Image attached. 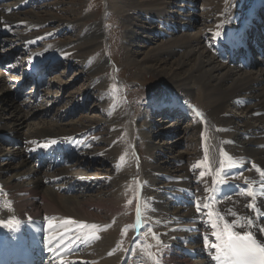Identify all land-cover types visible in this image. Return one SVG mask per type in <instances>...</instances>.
Instances as JSON below:
<instances>
[{"label": "bare ground", "instance_id": "6f19581e", "mask_svg": "<svg viewBox=\"0 0 264 264\" xmlns=\"http://www.w3.org/2000/svg\"><path fill=\"white\" fill-rule=\"evenodd\" d=\"M28 1L32 0H20L13 2L14 4L0 2V28H12V33L16 34H12V36L20 37L19 39L23 41L22 45L24 47L28 45L27 48L37 45L44 37L51 34H49V31L43 36L28 38L22 30V27H24L22 26V21L27 20L26 25L36 26L38 23L42 25L54 21V19H61L53 12L54 15L50 13V17L46 15L43 18L38 14V10L36 11L38 13L34 14L31 12V15L35 16V19H42L43 22L31 23L30 21H32L31 18L33 17L27 16L24 18L18 16L19 12H15L27 8L28 6H23V4ZM253 2L255 0H121L120 4L114 7L120 13L122 12L127 19H125V22L128 25L126 37L128 39L127 61L129 67L136 71L137 74H140V72L156 74L157 81L171 86L176 93L170 92L169 96L156 95L150 99H146L143 96L144 98H140V100H144L145 104L141 102L142 104L139 107L137 105L133 106L138 111L136 115L143 113L140 119H143L142 122L145 119L147 122L149 121V125L145 126L144 130L140 129L144 138L147 137L146 140H152L158 133L160 135L168 132L164 121L156 125L157 121L155 122V119H152V115L162 111L163 109L161 110V108L167 106L169 101L183 100L184 102H189L192 106L190 113L195 115L194 123H198L193 125L187 124L181 128L177 126V129L179 128V132H181V135L178 137L181 142L190 133L188 131L191 130L199 133L198 143L201 147L193 154L195 157L194 163L189 161L187 168L185 167L186 162H184V158L190 155L188 150L176 151L174 150V146H170L169 143L164 141H153L147 146L150 160L146 158L144 161L150 167L146 169V174H148L150 180L146 177L142 181L143 183L146 180L151 181L150 183L145 182V189L149 188L151 190V196L148 193V189L145 192L143 191L145 197L141 208L142 210L144 209L142 212L145 215L146 222L151 226L152 234L150 235L156 240L165 241L163 245L158 244V247H156L160 252H163L161 256H158L157 252L154 254L155 259H157L156 264H180L181 261H184L183 264H218V261L213 259L216 250L211 247L216 242L213 232L222 229L225 221L235 231L258 233V236L264 241V192L260 189L261 184L259 182L263 176L260 171H257V169L264 171V58H259L260 63L256 67L254 59L258 58L259 55L262 56V53L257 52L254 44L250 43L253 53L251 65L247 67L244 64H240L239 60L232 65L230 62L226 63L219 60L212 47L213 41L219 40L223 31L227 29H238V32L241 31V26L246 22L244 21L246 18L245 14ZM11 9L12 12L9 13ZM106 14L107 6L101 22L92 23L89 26L88 30L92 35L88 39H92V36L104 32ZM143 15L148 16V25L144 22L145 17L141 18ZM261 17L262 22L257 23L258 27L264 26V9L261 10ZM61 20L64 21V26L66 24L73 25L72 21L65 22V19ZM196 20H199L204 26L193 32L190 27L192 23L194 25L197 24ZM148 26L151 27L147 28ZM175 26L180 32H184L169 34L168 30L173 29V27L175 28ZM66 27L69 26H65L64 31L70 29H66ZM39 28L40 26L36 29L38 30ZM61 28L49 29L56 30L55 33H52L56 34L61 32ZM28 29L34 28L28 27ZM28 29H26V33H28ZM146 30L150 33L147 34ZM217 33H220V36H217ZM255 35H257L255 37L256 43L262 47L264 54V34L262 32L256 34L253 28L250 36L253 37ZM156 38H165V40L157 44L139 59L138 56L141 50L137 52L132 47L141 44L144 46L146 42H150L151 44ZM15 44L16 42L8 40L7 45L9 47L6 46V52L3 54L1 52L0 54L1 65L2 63L11 62L13 68H16L18 63H21L18 60L19 55H15L16 53H21V49ZM44 45L42 50H30L33 55L30 58L33 61L32 63L35 64L41 59L48 60L56 65L63 59V55H65L64 59L72 60V56L69 55L71 50L66 49L68 44L55 45L52 42L50 44L45 43ZM51 45L53 47L50 48ZM12 49L13 52L10 51ZM1 51H4V49ZM11 54H14L15 57L13 59L16 62H12V59H9ZM86 62L84 66L88 63ZM107 62V58H102L97 65L91 66L88 69L97 74V71H101ZM77 66L85 70V67H82L79 63H77ZM98 67L100 69H97ZM251 67L254 68L251 69ZM7 71L8 69L4 68L2 72L0 70V221L7 222L10 220L9 216L13 214L14 217L24 216L27 219L53 214L57 221L64 222L62 224L66 230L74 227L78 231V238L83 239L87 248H91L85 258L81 257L82 260H90L89 264H120L124 255L119 247L121 245L119 244V238L122 237V234H119L118 230L126 213L122 202L126 198H131L132 204H140L141 200L136 195L138 191L135 193L132 189V183L134 185L136 183L139 188L138 194L141 193L140 184L132 178L141 176V172L132 176L131 171L134 169V165L129 162V160L135 161L136 156L130 154L129 149L126 152L127 155L118 157L114 152L116 150L115 147L111 146L107 150L90 148L85 152L88 159L84 160L82 158L80 161L70 164V166L66 165V168H62L64 166L54 167L47 170V172L40 168L42 166H38L37 161H35L37 166L31 165L28 150L34 151L38 149L39 146L37 145H43L39 142L42 139H46L49 144L52 141H59L57 140L58 138L69 137L70 139L75 135L78 137L82 136L84 141L89 140L84 132L91 131V129H88L91 126L89 125L91 122L87 124L88 126L86 125L87 128L82 127L84 129L81 132H73L76 129L75 126L80 124L78 123L79 121L65 122L64 117L83 111L81 108L82 104L80 103L79 107L77 103L90 96L89 92L94 87L91 84L92 87L79 95V101L75 102V99L71 101L70 97L73 99L74 95L70 94L67 96L69 98L68 101H71L70 109L66 110L64 107L52 112L53 107L60 103L58 95L54 96L56 100L48 97V101H50H46L48 102L46 103L47 105L41 104L43 103L42 101L39 103L32 95L29 99H23L16 93V86L18 84L12 87L8 84L10 81H8V77L5 74ZM18 78L20 76L17 77L19 82L20 79ZM33 99L39 105L37 103L31 104L30 101ZM192 99L198 100L196 104L199 106H194ZM163 100L166 102H162ZM147 102H150V104L147 105ZM42 105H46V107ZM103 105H105V102H103ZM43 109L46 112L50 111L52 118H45L39 122L29 124L32 117L43 114ZM197 111L202 113L203 119L196 115ZM167 112V110H164L158 114L165 116L162 113ZM112 116L109 117L108 121L115 122L116 118ZM59 117L62 119L60 122L56 120ZM84 119L102 122V119L100 120L99 117L91 115H85ZM181 119L183 118H178L176 121L180 123ZM98 129L101 130L100 128ZM130 129L131 134L132 132L136 134V128L130 126ZM7 135L27 142L29 149L12 144L11 142V145L15 149L5 148L3 143ZM100 139H98L99 143L103 140L104 142L111 143L113 140L112 138ZM198 139L195 138L192 142H196ZM92 140L94 141L93 138ZM137 142L140 144L139 140ZM188 143H190V140ZM207 144L211 145L208 150L212 152L211 154L214 159V167L212 169L206 167L205 156L207 154L205 153V149ZM58 145V143H55L51 147L56 148ZM122 157L127 162L121 161ZM160 157L165 158V160L163 159L164 164L157 163V159L159 160ZM93 161L97 162L98 165L103 162L106 164L112 161L115 163L113 168L121 164L122 168L128 166V170L123 168V174H118L115 171L114 175L113 171H109V167L106 164L103 167L99 165L94 168L95 171L93 173L89 174L87 172L91 168L90 165H92ZM168 162L172 164L170 165L172 166L171 171L169 170L170 166ZM175 163L178 166H175ZM236 167H243L245 170L244 174L236 171ZM193 170L200 173L199 175L197 174L198 179L203 182L204 188L207 187L204 194L194 200L200 205L199 211L202 214L199 216L201 218H199L198 224L192 221L196 216L197 209H194L190 205L180 204L173 196V194L184 196L185 190L191 191L198 196V188H200L201 183H198L199 181L196 182V180L194 183L186 180L190 178L189 175L191 173L194 174ZM242 175L243 177L241 178ZM109 176L115 177V179H112L110 182ZM220 180H223V183L239 180L253 182L259 190L254 192V199L244 193L218 202L216 189L221 185L219 183ZM208 181L211 183L210 187H208L210 185L207 184ZM97 182L102 183V195L87 194L86 191L92 189L93 186L98 184ZM104 186H116L113 193L110 191V199H107L105 196L106 193L103 191ZM69 193H73V195L71 194L70 196L68 195ZM90 200L96 201L95 204L101 206L97 208ZM208 201H211L209 209L208 207H204ZM108 203H110V211L107 213L108 219L103 220L100 217L103 214L101 208L108 205ZM250 203L255 205L256 210H251L248 206ZM90 207L91 210H95L90 211ZM133 207L137 209V206ZM209 212L218 214L223 219H217V215L209 216ZM113 217H115V226L114 231H112L113 237H111L108 234L109 226L105 231L99 230V227L106 226L108 222L105 221H110ZM141 217L142 219L138 224L142 225L141 230H143L145 221L142 214ZM118 218L120 219L119 222ZM66 221H74V223H67ZM249 221H252V223H249ZM81 224H86L88 227L81 228ZM213 224H216L217 227L213 228ZM91 225H96L97 227L93 229ZM193 225H197L196 227H198L199 231L200 227L203 226L207 227L208 230L211 228L208 234L204 233V238H207L208 241L207 244L204 239L200 240V243L190 244L189 247L190 249L194 248L195 252L204 254L206 257L191 260L192 262L189 257L177 260L178 252L174 247L182 245L179 241L180 238L187 239L188 236L196 234V232L192 234L190 231ZM141 230L139 235L142 233ZM177 231L179 233L182 232V234L178 235ZM3 232H5V229ZM157 235H159L158 238ZM198 235L202 236L203 231H200ZM170 239L173 240L169 244L168 240ZM152 254L151 252V257ZM76 256L79 257V255Z\"/></svg>", "mask_w": 264, "mask_h": 264}, {"label": "rangeland", "instance_id": "374dc122", "mask_svg": "<svg viewBox=\"0 0 264 264\" xmlns=\"http://www.w3.org/2000/svg\"><path fill=\"white\" fill-rule=\"evenodd\" d=\"M17 1H20V0H10V4H14L13 2H17ZM32 1H34V0H32ZM120 2H121V0H46V1L39 0L37 2H34L31 6L24 8V9H20L15 13L19 12L18 16L24 17V18L27 16L30 18L33 17V18H31L32 21H30V22L35 23V22H40V21L43 22V20L39 19V18L35 19L34 18L35 16L31 15V12L36 14V13H38V12H36L38 10L39 11L38 14L43 18H45L46 15H47V17H50V13L53 12L57 17H59L61 19H65L66 20L65 22L72 21V23L74 25V26L73 25L70 26V25L66 24L65 26H69V27H66V29L67 28H70V29H68L67 31H64L63 30L65 28L64 21H62L61 19H54V21H50V22L44 23L42 25H40L38 23V25H36V26L26 25L27 20L21 22L22 26H24V27H22V30L24 31V34H26V36L28 38H33L35 36H43L44 34H47V32H49V31H50L49 34L52 35V33H55L56 30H50V29H55V28L60 29L62 27L61 33L55 34V35L50 36V37H46L43 42H41L37 47H35V49L43 48L45 46L44 45L45 43L50 44L53 42V43H55V45H57V44H68L66 49L68 48L69 50H71V53H69V55L72 56V60L71 59H63L62 62L59 65H57L58 68L50 76V83L48 84V87H46L43 91V93L46 94V96H44L39 101V103L41 101L43 102L41 104L48 103L50 101V100L48 101V97H51L50 99L56 100V98L54 96L58 95L60 103H58L56 106L53 107L52 112H55L59 109H63L64 107L66 108V110H68L71 107L70 102L74 99H75V102L79 101V99H80L79 95H81L83 92H86L90 87H92L91 84H93L94 88H92V90L89 92L90 96H88V99H87V103H88L87 107L84 108L83 111L76 112V113H74L72 115H68V116L66 115V117H64L65 122H68V121L69 122H71V121L78 122L79 121L78 123H80V124L75 126L76 129L74 128L75 130L73 132H77V131L81 132V130L84 129L82 127L87 128V126H88L87 124H89L91 122L89 124L91 126L88 127V129L95 130L94 131L95 135L100 136V138H101L100 140L111 139V138L113 139L111 143H108L107 141L104 142V140L100 143L98 142V144L93 142V147L96 148L97 150H101V149L107 150V149H109V147L113 146L116 149L114 152H115L116 156H118V157H120L121 155L122 156L127 155L126 152L129 149H130V154L136 156L135 161L129 160V162L134 165V169L131 171L132 176L136 173L141 172V176L132 177V178H134L135 182H138L140 184V192L141 193L138 194L139 188L137 187L136 183H135V185H134V183H132V185L134 186V187L132 186V189L135 191V193L138 191V193H136V195L138 197H140L141 200L139 202L140 204L129 203L128 201H131V198H126V200H124L122 202V204H123L122 206L125 208L126 213L124 214L123 222L121 223L120 229L118 230L119 234H122L121 235L122 237L119 238V242H121L122 240L127 241V244L125 246L120 247L121 251H124L126 254L127 252H133L135 249V244H136L135 242L133 243L132 246H131V244H129V242L131 243L133 240L132 231L130 230V227L132 226V224L136 220V212H137V209L134 208L133 206H137V207L140 206L141 214H142L144 221H145L142 229L143 230L146 229L147 222H146L145 215L142 212L144 209L142 210L141 207L143 206L142 202H143V199L145 197L144 192L147 191V189H148L149 195L151 194V190L149 188L145 189V182L146 183L151 182V181H149L150 177L148 176V174H146V169H149L150 167H148V165L145 164V161H144L146 158L149 159V157H150V154L147 152L148 144L152 143L153 141L154 142H156V141L163 142L164 141L166 143H169L170 146H174V150H176V151L188 150L190 155L186 156L184 158V162H186V165H185L186 168L188 167L189 161H191V163L192 162L194 163L195 157L193 154L196 151H198L201 146L198 143L199 142V139H198L199 133H196L195 131H191V130L188 131L187 130L191 134L188 133L182 142L178 139V137L181 135V132H179V128L177 129V126L181 128L187 124L193 125V124H198V123H194V121H188L186 119H181L180 123H178V121H176V118L169 117V115H167L165 113H162L165 116L158 114V113L157 114L155 113L152 115V119H155L154 120L155 122L157 121L156 125H159L164 121V124H165L166 128L168 129V132H166L165 134L164 133L160 134V135L158 133L155 136V138H153L152 140H149V139L146 140L147 137L144 138V136L142 135V132L140 131V129L144 130L145 126L149 125V121L147 122V120L145 119L142 122L143 119L142 120H140V119L142 118L141 114L143 115V113L136 115L138 113V111L136 110V108L134 109L133 106L137 105L139 107L140 104H142V103L145 104L144 100L141 101L140 98L145 97L146 99H150L151 97L156 96V95L169 96L171 93H175V91L172 89L171 86H169L163 82L161 83V82L157 81L156 74L145 73V72L141 73L140 72V74H141L140 75V74H137L136 71L132 70L131 67H129V64L127 61L128 39L126 37L128 25L125 22V19H126L125 15H123L122 12L120 13V11L117 8H114L115 6L120 4ZM106 6H107V14H106V19H105L106 23L104 22V29H105L104 32H101L102 34L100 33L96 36H92V39H88V37H90L92 35V33L88 30L89 26L92 23L101 22V18L103 17V13H104ZM28 11H30V12H28ZM11 12H12V9L9 10V13H11ZM53 13H52V15H54ZM141 18L142 19L144 18V22L148 25V23H149L148 22L149 21L148 16L143 15ZM75 21H76V23H75ZM192 22L194 23L193 20H192ZM196 22H197L196 25H194L193 23H192V25L190 24L191 25L190 28L193 30V32H196L198 30V28H200V27L202 28L204 26L203 24H201L199 22V20H196ZM39 26H40V28L37 30L36 28ZM28 27H32L34 29H28ZM150 27L151 26H148L147 28H150ZM133 28H134V25H133ZM26 29H28L27 30L28 33H26ZM146 31H147V34L150 33L148 30H146ZM33 32H35L36 34H30ZM168 32H169V34H171V33L180 34L184 31L180 32L179 29L175 26V28L173 27V29L168 30ZM13 34H15V33H13ZM17 35H19V34L17 33ZM162 35H164V34H162ZM6 38H8V37H6ZM19 38L20 37H18V36H13L11 38V40H15L13 42H16V44H15L16 46L22 45L23 41L20 40ZM164 40H165V38L164 39L163 38H156L154 40V42H151V44H150V42H146L144 46H142L143 44L136 45V46L132 47V49H134L137 52H139L141 50L140 55H139L140 57L138 56V58L141 59L142 56H144L153 47H155L157 44H160ZM94 43L96 44L95 46H94ZM1 44H6V43L3 42L2 40H0V49L3 47ZM51 47H53V45H51L50 48ZM77 50H79V51H77ZM10 51L13 52V49ZM142 51H144V52H142ZM0 54H1V50H0ZM15 55H18V53H16ZM64 56L65 55H63L62 57L64 58ZM102 58L103 59L107 58L108 62L104 65L105 67L103 66V69L101 71H97V74H94L88 68L91 66L97 65V63L100 62L102 60ZM259 58H263V57L261 55H259L258 58L256 57L254 59L256 67L260 63ZM24 60L25 59L22 58V60H20V62H22ZM94 61H96V62L94 63ZM12 62H16V61L14 59H12ZM85 62L87 63V64H85L86 66H84ZM77 63H79L82 67L84 66L85 70L82 69L80 66H77ZM253 63H254V61H253ZM3 68L4 67H2L0 65L1 72H2ZM253 68L251 67V69H253ZM97 69H100V68L98 67ZM10 73L11 72L8 71L5 74L8 77V81H10V82H8V84H10L12 87L16 84L15 77L17 78L19 75L16 73H13V72L11 74ZM49 85H50V88H49ZM70 94L74 95V97H73V99H72V97H70L71 101H68L69 98H67V96H69ZM46 101H48V102H46ZM197 101L198 100L195 99V100H193V102L192 101L191 102L195 106V105H198V104H196ZM103 102H105V105H103ZM30 103L32 104V103H37V102H36V100L33 99L30 101ZM39 103H37V104L39 105ZM148 104H150V102H147V105ZM46 105H42V106L46 107ZM77 105L80 106V102H78ZM43 111L44 112L42 115L39 114L37 116L32 117L29 121V124L39 122L45 118L46 119L52 118V115H50L51 114L50 111L46 112L45 109H43ZM7 112L10 113L9 111H7ZM116 113H118V114L116 115ZM144 114H145V112H144ZM85 115H89V116L91 115V116L99 117L100 120L102 119V122H99V121L93 122L91 120L88 121L89 119H84ZM104 115H107V116H104ZM111 116L116 118L115 122L108 121L109 117H111ZM56 120H58L60 122L62 119L59 117ZM139 120H140V122H139ZM100 124H103V125H100ZM130 126L132 128H136V130H137L136 134H133V132H132V134L130 133V131H131ZM98 128H100L101 130H99ZM108 132H109V134H108ZM195 138H197L198 141L192 142V140ZM138 140H139L140 144L137 142ZM189 140H190V143H188ZM137 143H138V145H137ZM117 144H119V145H117ZM207 145H206V149H205V153L207 154L205 156L206 167H208L209 169H212L214 167V159H213L212 154H211L212 152L210 150H208L209 146L211 147V145L210 144H207ZM3 146L5 148L15 149V147H13L9 141H4ZM18 146H21V145H18ZM138 146H140V147H138ZM161 158L162 157H160L159 160L157 159V161H158L157 163L164 164L163 161L165 160V158H162V159ZM35 161H36L35 158H31L30 164L37 166ZM121 161H125V160L122 159ZM76 162H78V161H76ZM125 162H127V161H125ZM207 163H208V165H207ZM106 164H107V167H109V171H113L114 175L116 172H118V174L119 173L123 174L122 173L123 168L128 170V166L122 168L121 164H118V166H120L119 170L117 169V167H118L117 165H116V167L114 166V168H113V165L115 163L112 161H110ZM106 164H105V162H103L102 164H99V165H100V167H103ZM168 164H169V166L172 165L169 162H168ZM99 165L97 164V162L93 161L92 165H90L91 168L89 167L90 169L87 173H89V174L93 173L95 171L94 168L98 167ZM164 166H166V165H164ZM175 166H178L177 163H175ZM66 167L64 166L62 168H66ZM171 167L172 166H170V169H169L170 171H171ZM40 168L44 169V171H47V169H45V166H42ZM195 168H194V170H195ZM194 170H193V172H194ZM176 173L178 174V172H176ZM192 174L193 173H191V175H189L190 178H188L186 180H189L190 182H193V183L196 180V182L199 181L198 183H201L200 188H198V196L196 195V199H197L198 197H200L204 194L207 187L204 188L203 182L198 179V175L200 174L198 171L194 172L193 175ZM174 176H176V175H174ZM146 177L149 180H146L143 183L144 178H146ZM242 177H243V175L241 176V178ZM108 179L111 182V180L115 179V177L112 178V176H109ZM186 180H185V182H187ZM125 181H127V180L125 179ZM97 183L98 184L93 186L92 189H88L86 191V193L92 194V195L96 194L99 196L102 195V191H101L102 183H99V182H97ZM207 184H210V185H208V187L211 186V183L209 181L207 182ZM115 187H113V186H111V187L104 186L103 187V191L106 193L105 196L107 199H110V196H109V194L111 193L110 191H112V193H113L115 191ZM71 194L73 195V193H69L68 195L71 196ZM196 199H194V200H196ZM90 201H91V203H94V204L96 202V201L94 202V200H90ZM95 206L97 208H99L101 205L95 204ZM109 207H110V203H108V205H106L104 207L102 206L101 211L103 214L100 215V217H102L101 219L105 220L108 217L107 213L110 211ZM92 208H94V207L92 206ZM92 210H95V209H92ZM92 210L90 207V211H92ZM114 218L115 217L111 218L110 221H108V220L105 221V222H108L107 225L111 224V226H109V231H108V234L111 237H113L112 231H114V226H115ZM141 219H142V217H141ZM119 220L120 219L118 218V222H119ZM95 224H97V223H95ZM102 227L103 226L99 227V230ZM143 230H141V231L143 232ZM176 230H177V228H176ZM193 233H195V232H192V234ZM181 234H182V232H180V233L178 232V235H181ZM141 235H142V233H141ZM145 238H146V240H145L146 242L144 245L146 248L151 249L152 253L157 252L158 256L163 255V252H160L158 249H156V247H158V244L163 245L165 243V241L161 242L160 239L156 240L150 234H146L145 237H143V236L140 237L139 239H137V241L142 242V240ZM187 238H188V241H186V243H185L186 239H184L183 237L180 238L179 241L182 243V245H180L179 248H176L178 250V251L177 250L176 251L179 254H181V252H183L181 249H184V247H188V248L190 247V244L193 243V241H191V240H196V239H189V237H187ZM172 240L173 239L168 240L169 244ZM149 244L151 245L150 247H149ZM193 249L194 248H192V250ZM87 252L88 251H86L85 253L83 252L84 255ZM194 252H195V250H194ZM195 253H196V256L194 258L189 257V258H191L190 261L196 260V259L201 258V257H205L203 254H198L197 252H195ZM143 254L144 255H142L141 252H138L137 256L142 257L143 260H145V263L149 264V262L147 260L148 255L145 252H143ZM132 255L133 254H129V257ZM137 256H135V258H138ZM184 256H180V257L178 256L177 260L182 259ZM183 263H184V261H181L180 264H183ZM151 264H153V262H151Z\"/></svg>", "mask_w": 264, "mask_h": 264}, {"label": "snow or ice", "instance_id": "6c2138e0", "mask_svg": "<svg viewBox=\"0 0 264 264\" xmlns=\"http://www.w3.org/2000/svg\"><path fill=\"white\" fill-rule=\"evenodd\" d=\"M217 36H220V33H217ZM197 116H200L203 119L202 113L199 111L196 112ZM55 143V141H52ZM47 147V144L42 145ZM123 159V157L121 158ZM223 164V162H222ZM231 166V165H229ZM260 171L261 175L264 176V171ZM203 175V173H201ZM223 180H220L219 183H223ZM216 183V181H214ZM247 196L255 198L254 191L251 189H246ZM131 203V201H129ZM208 205H204L207 207ZM250 208H254L255 205L249 204ZM200 205L197 204V210L199 211ZM217 215V219H223L222 216L209 212V216ZM235 215V214H233ZM137 223L141 220V211L140 207H137ZM67 223H74V221H66ZM18 221L8 220L0 221V225L4 227L14 228L18 225ZM252 223V221H249ZM81 228L88 227L86 224H81ZM94 229L97 226L91 225ZM217 225L213 224V228H216ZM213 235L216 237V242L211 245L212 248L216 250V254L213 256V259L218 261V264H264V243L258 242L251 232H238L235 231L232 227L229 226L227 221L224 222V226L219 231H214ZM205 243L207 244V238H205ZM151 255V254H149Z\"/></svg>", "mask_w": 264, "mask_h": 264}]
</instances>
